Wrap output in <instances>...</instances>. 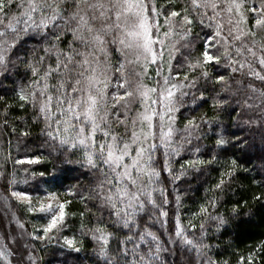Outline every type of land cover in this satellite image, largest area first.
I'll return each instance as SVG.
<instances>
[{
    "label": "trees",
    "instance_id": "trees-1",
    "mask_svg": "<svg viewBox=\"0 0 264 264\" xmlns=\"http://www.w3.org/2000/svg\"><path fill=\"white\" fill-rule=\"evenodd\" d=\"M244 1L0 0V193L22 220L12 190L64 194L76 242L31 243L37 264H264V0Z\"/></svg>",
    "mask_w": 264,
    "mask_h": 264
},
{
    "label": "rangeland",
    "instance_id": "rangeland-1",
    "mask_svg": "<svg viewBox=\"0 0 264 264\" xmlns=\"http://www.w3.org/2000/svg\"><path fill=\"white\" fill-rule=\"evenodd\" d=\"M240 1V6L237 7L246 11L245 1ZM179 15L175 12L171 13V18L174 21L172 23L173 27L174 25L182 27L188 21L187 15ZM160 21L161 18L153 11L145 21L141 22V30L144 24H146V29L144 32L142 30L140 34L145 37V41L150 48L153 47L154 52L158 51L160 38L162 39L163 37L161 47L169 44L168 40L166 41V35L158 31L159 24L157 22L159 23ZM204 58L210 59V55L206 54ZM120 87L116 86L112 96L109 97L112 102L118 98L119 91H121ZM150 118L154 119V117ZM150 132L149 130L145 132L147 137ZM63 195L54 191L36 195L12 190V198L18 205L24 207V220H22L13 208L11 210L7 206L4 196L0 193V252L8 264H37L30 245L36 241L55 240L61 243L65 242L69 246L75 245L76 242L73 237L67 234L62 236L61 224L65 217L67 203ZM31 239L32 242H30ZM171 240V243L175 242V239L171 238Z\"/></svg>",
    "mask_w": 264,
    "mask_h": 264
}]
</instances>
